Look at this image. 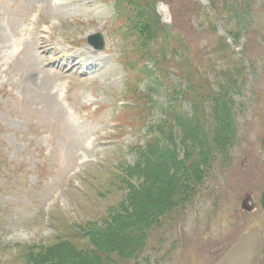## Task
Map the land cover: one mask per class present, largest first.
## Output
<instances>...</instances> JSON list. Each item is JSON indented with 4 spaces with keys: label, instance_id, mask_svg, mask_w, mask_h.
Returning a JSON list of instances; mask_svg holds the SVG:
<instances>
[{
    "label": "rangeland",
    "instance_id": "rangeland-1",
    "mask_svg": "<svg viewBox=\"0 0 264 264\" xmlns=\"http://www.w3.org/2000/svg\"><path fill=\"white\" fill-rule=\"evenodd\" d=\"M136 2L170 32L159 74L118 0H0V264H264V0ZM166 94L207 132L225 101L227 148L198 152ZM132 219L139 250L108 256Z\"/></svg>",
    "mask_w": 264,
    "mask_h": 264
},
{
    "label": "trees",
    "instance_id": "trees-1",
    "mask_svg": "<svg viewBox=\"0 0 264 264\" xmlns=\"http://www.w3.org/2000/svg\"><path fill=\"white\" fill-rule=\"evenodd\" d=\"M126 3L127 5H125ZM138 4L141 5L139 2ZM138 4L136 0H118V7L120 9L117 8L118 11L117 13L119 16H121L122 9L123 12H126L127 14L126 18L128 20V23H130V25L132 26V31L135 32L137 37L139 38V48L146 51L147 58H149V56L151 57L147 61H152L154 64L153 67L157 65V73L159 74L158 62H157L158 57H154L151 51L155 47L154 43H158L160 40L167 38L170 32L168 31L167 26H165L164 23L161 21V16L156 10V3L153 4L152 10L150 9L143 10L141 6H139ZM134 5L136 6V9L134 8L135 7ZM157 51H161L165 53L166 50L159 49ZM143 70L145 71H142V74L143 75L146 74L145 76L146 79H151L154 77V75H151V69L145 67ZM146 70L149 71V73ZM157 77L158 75L156 76V82H157ZM146 91H147L146 94L150 95V93L152 92L150 86H148ZM166 97L169 100L159 105L161 106V111L165 114L167 120L173 119L175 125L180 126L183 129V131L185 130L186 135L189 136L190 140L196 143V149L198 152L200 151L204 155H206L209 152L211 145L212 146L214 145L215 148L216 147L220 148L223 151L227 148L229 142L228 140H230L231 134L234 131L230 121L231 118L229 114L222 112V109L225 108L227 110L228 108V105L226 104L225 101H223L220 97L216 99H212L217 103V107L212 110L213 118L216 121V123L213 129L207 132L204 131V127L197 120L196 116L194 122L192 119H189L188 116L187 117L182 116L179 111H177L175 108H173L170 105L172 102V100H170L172 98V95L166 94ZM164 122L167 123L166 120ZM163 126H164L163 124L158 125V128ZM153 147L155 146L151 145L150 149L155 153V148ZM150 149L148 150L150 151ZM144 154H145V150L143 153L139 154V156L144 157ZM201 156L203 155L199 156L197 154V157L194 160L196 161L195 165L192 167L194 169V174H198L197 168L194 167L197 166L198 163L202 164L207 161V157L201 159ZM175 184L172 183V185H168V187L169 188L174 187V189H177L175 187H178L179 184L177 181H175ZM170 189L172 190V188ZM175 191L176 190L174 191L172 190V193L177 194L178 192ZM131 222H132L131 225H127V226L125 225L123 230L121 227L119 228V230L123 232L120 234V236L117 234V230L114 231L116 234L112 233L110 234V236L106 234L107 232L104 233L105 231L98 234L101 237L99 239L100 244H103V246L105 245L104 247H106L107 250H110V252H106V250L103 248L104 250L103 252H105L108 256L117 257L120 255V256H127L126 258H130L139 250L140 246L138 239L141 236H138L137 232L138 230L142 229V227L145 226L146 223L148 222L143 221L142 223H137L135 219H132ZM81 256L83 257L79 258L78 260H76L74 263L71 264H107L102 260L103 257L102 258L99 257L100 256L99 253L90 255L89 251H83ZM57 260L61 261V258H58Z\"/></svg>",
    "mask_w": 264,
    "mask_h": 264
},
{
    "label": "water",
    "instance_id": "water-1",
    "mask_svg": "<svg viewBox=\"0 0 264 264\" xmlns=\"http://www.w3.org/2000/svg\"><path fill=\"white\" fill-rule=\"evenodd\" d=\"M89 43L94 45L96 48H102L104 46L103 36L101 34H99V33L98 34H94V35L90 36ZM249 200H251V195L250 194H248L246 196V198L244 199L243 204H242L243 208L246 209V210H251L252 209V207L248 206V201ZM261 202H262V207L264 209V191L262 193Z\"/></svg>",
    "mask_w": 264,
    "mask_h": 264
}]
</instances>
